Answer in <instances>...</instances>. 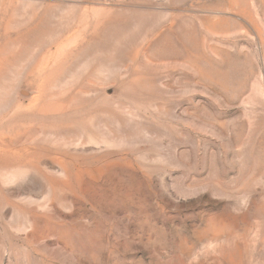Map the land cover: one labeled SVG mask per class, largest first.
Listing matches in <instances>:
<instances>
[{
    "label": "rangeland",
    "instance_id": "rangeland-1",
    "mask_svg": "<svg viewBox=\"0 0 264 264\" xmlns=\"http://www.w3.org/2000/svg\"><path fill=\"white\" fill-rule=\"evenodd\" d=\"M0 264H264V0H0Z\"/></svg>",
    "mask_w": 264,
    "mask_h": 264
}]
</instances>
